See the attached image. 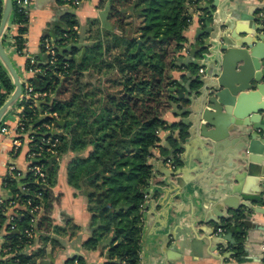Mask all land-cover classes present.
<instances>
[{
    "label": "trees",
    "instance_id": "obj_1",
    "mask_svg": "<svg viewBox=\"0 0 264 264\" xmlns=\"http://www.w3.org/2000/svg\"><path fill=\"white\" fill-rule=\"evenodd\" d=\"M199 1L136 0L134 3L133 0H111L109 17L115 19V27L111 32L98 30L94 36L97 43L84 47L86 54L82 60L78 55L84 48L74 42L76 34L72 29L78 23L71 14L63 16L61 24L55 25L54 33L44 38L54 44L55 62L51 64L53 58L42 45L41 52L32 57L34 63L29 59L26 64L28 70L42 71L31 82L38 92L55 93L59 86L58 95L69 93V97L40 101V109L47 110L54 117L41 118L38 110L28 107L24 112L23 126L26 131L33 132L31 152H38L46 138L57 139L58 144L54 148L55 155L44 154L32 162L33 166L43 167L45 180L33 172L23 174L18 169L13 172L14 177L5 179V188L11 190L12 198L2 199L0 203V228L7 222L10 203L15 201L19 207L12 223L16 228L6 236L10 245L5 248H10L14 255L0 260V264H32L41 256L38 252L33 255L25 252L33 242L26 233L36 218V213L31 210L45 205L46 213H49L52 207L50 191L56 183L58 159L68 153L75 155L67 167L68 184L87 196L93 218L101 220L102 235L113 231L106 264H140L141 205L145 196L152 194L153 167L150 160L158 148L166 153V149L159 145V133L178 128L182 142L188 138L186 123L170 125L163 117L174 104H178L180 111L188 104L187 100L177 98L176 89L182 87V83L189 84L192 89L201 86L200 65L196 62L180 65L178 56L188 42L185 32L192 23L190 8ZM60 2L64 3L63 0ZM129 7H133L140 20L136 37L129 35L126 29L128 18L122 12ZM2 9L3 1L0 0V20ZM27 22L28 18L13 1L11 23L25 25ZM201 22L205 26L206 21L202 19ZM19 31L15 44L22 53L26 28ZM178 69L189 73L181 82L173 76ZM93 70L112 75L104 83L95 85L84 80L85 73ZM60 76L64 77L63 81ZM13 90L12 80L0 62V107ZM187 114V110L182 111L183 117ZM61 118L66 121L61 126L62 132L52 133ZM182 152L183 149L178 148L165 162L172 160L178 168ZM245 217V209H242L221 224L227 232L236 235L235 249L240 261L244 255ZM40 220L37 229H41L44 223L50 228L47 216ZM95 244L93 239L86 246ZM74 260L67 264H73ZM77 260L83 264L82 258Z\"/></svg>",
    "mask_w": 264,
    "mask_h": 264
},
{
    "label": "crops",
    "instance_id": "obj_2",
    "mask_svg": "<svg viewBox=\"0 0 264 264\" xmlns=\"http://www.w3.org/2000/svg\"><path fill=\"white\" fill-rule=\"evenodd\" d=\"M29 1L28 22L23 37L25 40L23 52L20 53L15 44V37L20 35L18 26L10 23L3 40L4 48L21 79L31 80L33 78V74L28 73L26 67L28 56H37L41 52L44 38L54 33L55 25L61 24V18L66 14H71L78 23L76 25L78 33L76 45L80 48L97 43L94 36L97 35L98 30L109 32L101 28L97 18L104 0H84L78 8L66 6L60 0ZM133 1L135 3L136 0ZM237 2L242 4L240 9L235 7ZM212 4H214V0H200L190 8L192 23L185 32L188 42L178 54L180 65L200 62L199 58L190 56V51L195 43L196 31L200 28L205 29L201 22L203 16L212 26H217L220 23L230 25L233 23V27H235L242 23L240 14H248L251 9L257 7L264 8V0H219V7H214L211 11L204 9L205 6ZM129 8L122 9L127 18L131 15ZM203 11H206V14ZM210 12L215 13L214 18H211ZM256 16L264 20L263 11L258 12ZM130 21L131 19L128 18L127 31L131 26ZM90 22L91 24H89ZM111 23L114 29L115 19H111ZM248 26L249 28L256 27L252 19L248 22ZM136 29L129 35L138 36ZM85 54L86 49L84 48L78 55L79 60H82ZM200 69L205 70L206 68L200 66ZM92 75L98 76V79L95 83H90L98 85L99 82L104 83L112 74L93 70L85 73L84 80L88 77L91 78ZM188 75L187 71L181 69L173 73L174 79L179 82L182 81L183 76ZM200 76L203 78V75ZM63 79L64 77H61V81ZM190 88L189 84L182 83V87L176 89L177 98L187 100L188 104L181 111L178 104H174L164 115L165 122L170 125L186 123V117L182 115V111L186 110H191L189 116L194 115L196 104L191 106L189 102L191 99ZM178 89L182 90V98L178 94ZM58 92L59 86L56 92L52 93V100L66 99L67 93L58 95ZM19 104L18 101L3 119L10 134L6 136L0 134V199L10 200L12 198L11 190L5 188L8 169L14 166L26 174L30 166L28 154L31 148V133L22 136L17 134L20 116ZM176 133H178L177 138ZM15 139L21 141L16 155L13 145ZM232 139L217 144L213 148L203 149L199 139H194L192 143L187 139L182 142L178 128L166 130L160 134V145L166 149V153H162L158 148L150 160L153 167L150 188L152 194L148 205L150 208H148V213L143 221L140 264H264V188L261 194L239 195V208L229 207L223 203L230 196V192L221 193V189L224 186L227 187L224 184L227 179L223 175L233 173L237 165L238 167L245 165L240 159V153L237 156L226 153L227 151L224 150L230 145ZM262 140L259 141L263 142ZM178 148L183 149L179 155L181 164L173 171L167 166L165 160L167 157H172L171 155ZM74 156L73 153H68L59 157L60 170L57 173L56 183L50 191L52 207L49 213H46L45 205L38 209L35 221L36 233L33 242L26 248V252L29 255L38 252L41 256L36 258L32 264H42L44 261H48L49 264H67L69 260L76 258H82L83 264H106L108 260V249L113 239V231L102 235L100 232L101 220L93 218L87 196L83 191L71 187L67 181V167ZM259 157L261 158V155ZM263 166L264 164L254 167L255 173L261 176V181L263 179L261 173L264 172ZM220 170H223L224 174L216 176ZM170 173H172L171 176ZM254 177L247 174L241 188L255 191L258 184L254 182ZM215 178H218L219 181L216 182ZM231 187H235V183ZM245 202L251 207L258 208V211L248 212L247 208L241 205ZM242 209H245L246 213V217L243 219V222L246 223V237L241 261L238 260V251L235 249L237 244L235 234H233L234 243H227V248L225 246L217 248L215 244L210 247L207 240L203 241L201 252L198 251V248H193V242L197 238L202 240L209 235H211L210 238L217 236V230L221 224ZM44 216L50 220V228L44 223L40 227L41 229H37V224L41 221L40 218ZM4 233V230L0 229V260L3 256L1 253H3ZM93 239L96 244L93 247L86 246V243ZM231 252L235 253L232 257L225 260L221 258Z\"/></svg>",
    "mask_w": 264,
    "mask_h": 264
},
{
    "label": "water",
    "instance_id": "obj_3",
    "mask_svg": "<svg viewBox=\"0 0 264 264\" xmlns=\"http://www.w3.org/2000/svg\"><path fill=\"white\" fill-rule=\"evenodd\" d=\"M235 5L238 9L242 7L238 2ZM214 7H219V0H214V4L207 5L204 9L211 11ZM260 11L264 12V8L257 7L251 9L248 14H240L242 23L235 27L233 23L212 26L203 16L202 19L206 21L205 29L200 28L196 31L195 43L190 51L192 58H199L200 62L196 63L206 69L201 78V86L198 89L190 88L189 91L191 96L189 102L191 106L193 104L196 106L194 115L189 116L191 110H187L186 125L189 127L187 140L192 143L194 139H199L201 147L207 149L233 138L224 150L237 156L240 153V159L245 165L239 167L237 165L233 173L224 174V171L220 170L216 176L224 174L223 177H226L224 184L227 187L224 186L221 193L230 192V196L223 203L234 208L240 206L239 195L261 194L264 188V172L261 173L263 176L261 181V176L255 173L254 169L257 165L264 164V141L258 140L259 132H264V20L256 16ZM210 13L211 18H214L215 13ZM12 14L13 0H3L0 20V62L9 74L14 90L0 107V125L22 94L21 78L3 45ZM251 19L256 25L255 28L248 26ZM35 83L39 85L38 81ZM177 91L182 98V90ZM65 123L64 118H61L54 125L53 133ZM247 174L255 176L254 182L258 184L255 191L241 188ZM215 179L216 182L219 181L218 178ZM233 183L235 187H231ZM168 184L170 185V182ZM241 205L248 211H258V208L251 207L247 202ZM233 234L229 232L212 238L209 235L202 240L197 238L193 242V248H198L201 252L204 240H207L210 247L215 244L217 248L220 246L227 248V243H234ZM234 254L231 252L221 258L225 260ZM42 264L49 262L44 261Z\"/></svg>",
    "mask_w": 264,
    "mask_h": 264
},
{
    "label": "built area",
    "instance_id": "obj_4",
    "mask_svg": "<svg viewBox=\"0 0 264 264\" xmlns=\"http://www.w3.org/2000/svg\"><path fill=\"white\" fill-rule=\"evenodd\" d=\"M15 2H17V4L19 5L20 7V10L21 12H23V14L28 18V14H29V7H30V1L29 0H13ZM64 4L66 6H69V7H72V8H78L82 5V3L84 2V0H63ZM14 26H18L19 28H26V24L25 25H14ZM73 32L76 34V37L74 39V42H77L78 41V36H77V27L75 26L73 29ZM24 37V35H23ZM65 38H67L68 36L65 35L64 36ZM45 49H46V52L48 55H50L53 60H52V63L51 64H54L55 62V56H56V52L54 51V44L51 42V41H48V40H44L43 44ZM31 60V63H34L33 59L31 56H28V60ZM65 68H68V65L65 66ZM28 73H31L33 74V78L34 76H36V74L38 73H41L42 71L41 70H28ZM200 75H204V70L203 69H200L199 71ZM61 77V76H60ZM32 78V79H33ZM31 79V80H32ZM31 80L29 79H21V83H22V94H21V97L19 99V102H20V116H19V122H18V136H22L23 134H26V133H31V137H30V140H31V143L33 142V132L32 131H26L24 126H23V121L25 119V110L26 108L28 107L29 109H36L40 112V117L41 118H46V117H54L52 114H50L47 110L43 111V109H40L39 107V103L40 101H43L47 98H50L52 97V93H42V92H38L36 91V88L35 86L33 85V83L31 82ZM51 104V103H50ZM56 117V115H55ZM44 127L48 128V129H51V125H45ZM53 129V128H52ZM163 131H160L159 133V137H160V134L162 133ZM0 134L1 135H9L10 134V130L8 129V127L2 122V124L0 125ZM20 140L18 139H15L13 141V145H14V154L16 155L17 153V148L20 144ZM58 144V140L55 139L53 140L52 138H46L43 140V146L41 148L38 149V152H31V150L29 151V154H28V162L30 164L29 166V169H28V172H33L35 173L36 175H38L41 179L45 180L46 179V174L44 172V169L42 166H33V160H39L40 158H42V156L44 154H50V155H55L56 152L54 151V148H56ZM160 145V143H159ZM167 163V166L172 169L173 171L176 169L174 164H173V161L172 160H167L166 161ZM16 167L14 166H11L9 169H8V172L6 174V177H14V174L13 172L15 171ZM150 197L151 195H146L145 196V202L143 205H141V212L140 214L142 215V221H144V219L146 218V215L148 213V205L150 203ZM0 203H2V199H0ZM19 207V204L15 201L11 202L10 205H9V208H8V213H7V216H8V219H7V222L6 224L1 227L0 229L1 230H4V234H5V237L3 239V247L2 248V251L4 253V256H2L1 258V261H4L6 259H8L9 257L13 256L14 254L12 252H10V248L6 247L5 246H9L10 243L9 241H7V238L6 236L13 230H15L16 228V225L15 224H12L13 221H14V216H15V210ZM38 207H35L31 210V213H36L37 215V212H38ZM35 221H36V218H34L32 221H31V228L28 229L26 231L27 235L29 236V238H34L35 236V233H36V230H35ZM227 231L226 229L220 227L218 230H217V236L219 235H223V234H226ZM31 245V244H30ZM29 245V246H30ZM26 252V251H25ZM28 254V253H27ZM73 264H79L78 260L75 259L74 260V263Z\"/></svg>",
    "mask_w": 264,
    "mask_h": 264
},
{
    "label": "rangeland",
    "instance_id": "obj_5",
    "mask_svg": "<svg viewBox=\"0 0 264 264\" xmlns=\"http://www.w3.org/2000/svg\"><path fill=\"white\" fill-rule=\"evenodd\" d=\"M110 5H111V0H104L103 6L100 9V12L98 11V17H97L99 22H100V25L102 26L101 28L105 29L106 31L113 30V25L111 23V19L109 18ZM129 9H130V14H131L128 16V18L131 19V21L129 23L131 25L130 26L131 28L129 27V34H130L131 32H133L136 28H138L140 26V20H139L138 16L134 13L133 8H129ZM89 24H91V22ZM89 24L87 25L88 27H89ZM83 26H85V25H83ZM95 28H96V26H95ZM97 79H98V76L92 75L91 78L88 77L85 81L95 83L97 81ZM67 97H69V93L67 94L66 98ZM57 129H58L57 133H61L59 131L60 130L62 131V128L58 127ZM58 160H59L58 161L59 162L58 163V167H59L58 170H60V165H59L61 162L60 158ZM58 170H57V173H58Z\"/></svg>",
    "mask_w": 264,
    "mask_h": 264
},
{
    "label": "flooded vegetation",
    "instance_id": "obj_6",
    "mask_svg": "<svg viewBox=\"0 0 264 264\" xmlns=\"http://www.w3.org/2000/svg\"><path fill=\"white\" fill-rule=\"evenodd\" d=\"M259 135H260V138L258 137V140H262V141H264V132H259Z\"/></svg>",
    "mask_w": 264,
    "mask_h": 264
}]
</instances>
